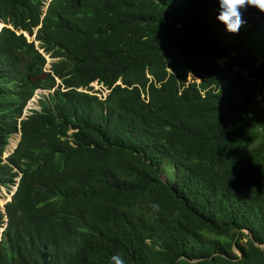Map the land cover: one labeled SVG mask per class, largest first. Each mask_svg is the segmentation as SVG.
<instances>
[{"label": "trees", "instance_id": "16d2710c", "mask_svg": "<svg viewBox=\"0 0 264 264\" xmlns=\"http://www.w3.org/2000/svg\"><path fill=\"white\" fill-rule=\"evenodd\" d=\"M45 1L0 0V264H264V0Z\"/></svg>", "mask_w": 264, "mask_h": 264}, {"label": "rangeland", "instance_id": "374dc122", "mask_svg": "<svg viewBox=\"0 0 264 264\" xmlns=\"http://www.w3.org/2000/svg\"><path fill=\"white\" fill-rule=\"evenodd\" d=\"M48 0L45 1V3H47ZM44 8V7H43ZM26 36V34H25ZM27 40H31L32 36H26ZM34 44H37V41H34ZM45 58V63H44V68L47 69L50 62H52L54 59L48 57L47 55H44ZM92 89L89 92H94L95 90H97L96 95H98L100 98H103V96L107 93V89L102 88L99 84H95V82H91L90 83ZM94 90V91H93ZM99 90V91H98ZM47 91L46 90H35L33 95L30 97V99L26 102L25 106L23 107L22 110V115L29 113L30 109H38V105H37V99L40 96V94H46ZM12 140H17V133L15 134H11L9 136V138L7 139V144L5 146V149L2 153V158L3 156H5L6 154L10 153L11 150H8V144L12 141ZM16 179V178H15ZM14 186H10L7 188L0 186V206L9 198V194L12 192ZM2 230V227H0V232Z\"/></svg>", "mask_w": 264, "mask_h": 264}, {"label": "water", "instance_id": "95a60500", "mask_svg": "<svg viewBox=\"0 0 264 264\" xmlns=\"http://www.w3.org/2000/svg\"><path fill=\"white\" fill-rule=\"evenodd\" d=\"M1 26H3V24H2ZM0 28H1V27H0ZM26 36H28V35H26ZM18 139H19V134H17V140H16V143H17ZM16 143H15L14 147L16 146ZM14 147H13V148H14ZM10 152H12V150H11ZM8 154H9V153H8ZM8 154H6V155H8ZM6 155H5V156H6ZM5 156H3V157H5ZM14 189H15V186H14ZM14 189H13V190H14ZM10 195H11V193L9 194V198H8V200L10 199ZM8 200H6V201H8ZM1 207H2V205H1ZM262 247H263V246H260V248H262Z\"/></svg>", "mask_w": 264, "mask_h": 264}, {"label": "clouds", "instance_id": "9594fccd", "mask_svg": "<svg viewBox=\"0 0 264 264\" xmlns=\"http://www.w3.org/2000/svg\"><path fill=\"white\" fill-rule=\"evenodd\" d=\"M48 67H49V66H48ZM95 84H97V83L95 82ZM89 85H90V84H89ZM99 85H100V84H99ZM90 86H91V85H90ZM102 88H103V87H102ZM93 91H94V90H93ZM89 93H91V92H89ZM95 94H96V92H95ZM97 96H98V95H97ZM104 96H105V95H104ZM104 96H103V97H104ZM98 97H99V96H98ZM99 98H100V97H99ZM17 134H18V133H17ZM13 149H14V148H12L11 150H13ZM10 153H11V152H10ZM6 156H7V155H6ZM3 158H4V157H3ZM13 189H14V187H13ZM12 192H13V190H12ZM12 192H11V193H12Z\"/></svg>", "mask_w": 264, "mask_h": 264}, {"label": "built area", "instance_id": "2783aa9c", "mask_svg": "<svg viewBox=\"0 0 264 264\" xmlns=\"http://www.w3.org/2000/svg\"><path fill=\"white\" fill-rule=\"evenodd\" d=\"M89 92V91H88Z\"/></svg>", "mask_w": 264, "mask_h": 264}]
</instances>
